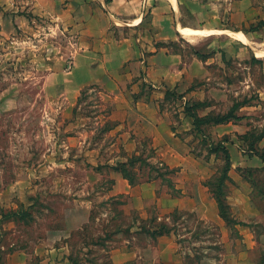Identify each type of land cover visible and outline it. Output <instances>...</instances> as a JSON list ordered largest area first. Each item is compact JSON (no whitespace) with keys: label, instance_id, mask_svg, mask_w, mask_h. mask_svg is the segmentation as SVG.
<instances>
[{"label":"rangeland","instance_id":"374dc122","mask_svg":"<svg viewBox=\"0 0 264 264\" xmlns=\"http://www.w3.org/2000/svg\"><path fill=\"white\" fill-rule=\"evenodd\" d=\"M103 27L96 26L94 36ZM262 30L254 45L264 49ZM73 33L39 18L13 32L0 28V264H264V56L233 37L156 41L191 65L190 83L168 88L160 101L174 122L185 114L195 129L187 106L201 116L241 117L234 123L242 133L225 134L208 122L201 126L204 134L181 135L190 137L196 156L213 162L205 179L212 184L230 165L219 147L217 156L208 151L228 140L233 166L218 191L220 196L227 188L233 201L237 185L250 189L247 205L254 210L250 222L240 224L248 227L246 241L241 230L230 233L225 219L223 228L205 221L191 210L193 203L167 211L169 203L163 209L149 201L141 185L150 174L164 173L172 194L177 170L167 173L170 168L150 159L149 147L125 159L111 117L114 95L96 83L82 84L83 73L72 71L82 43ZM89 43L103 46L100 40ZM132 90L128 86L120 96L157 94L146 83ZM122 162L139 179L134 194L114 191L112 171ZM161 224L171 231L153 235ZM160 237L163 254L160 246L155 250ZM173 253L176 262H170Z\"/></svg>","mask_w":264,"mask_h":264},{"label":"crops","instance_id":"0c3cea01","mask_svg":"<svg viewBox=\"0 0 264 264\" xmlns=\"http://www.w3.org/2000/svg\"><path fill=\"white\" fill-rule=\"evenodd\" d=\"M38 18L74 32L82 42L73 56L72 71L83 73L82 84L96 83L114 95L116 109L111 117L118 124L116 133L118 143L126 152L125 159L149 147L154 151L150 159L166 168H176L177 173L172 177L175 193L171 190L172 194L168 193L162 178L144 181L141 187L151 195L149 201L157 200L163 209L169 203L167 211L187 208L193 203L192 211L223 228L225 220L220 215L218 202L213 193L212 197L209 195L211 190L205 184L213 162L196 156L189 144L190 137L181 135L189 130L196 133L191 122L185 120L186 115H180L181 120L174 122L160 106L168 88H182L186 82L190 83L191 65L184 62L182 53L159 47L156 41L182 38L193 42L207 37H233L256 51L261 49L254 45V40L264 29V0H0L2 32L31 26ZM101 24L104 27L100 36H94L95 27ZM186 29L203 32L190 38L184 32ZM237 32L243 33L250 43L235 37L233 34ZM89 40H100L103 46L94 47ZM144 83L156 88V96L138 100L120 96L128 86L134 92ZM215 126L224 127L225 134L242 133L238 128L241 125L234 121ZM112 177L115 193L134 194L139 188L118 171H112ZM235 188L231 194H238L239 198L232 201V196L227 195V201L232 217L239 223L229 230L230 233L241 230L249 241L248 227L244 229L240 224L249 223L248 217L254 210L247 205L250 189L243 191L239 185ZM160 239L155 250L158 253L160 246L163 254L165 238ZM169 240V247L173 249V241ZM171 257L170 262L178 260L175 253Z\"/></svg>","mask_w":264,"mask_h":264},{"label":"trees","instance_id":"16d2710c","mask_svg":"<svg viewBox=\"0 0 264 264\" xmlns=\"http://www.w3.org/2000/svg\"><path fill=\"white\" fill-rule=\"evenodd\" d=\"M186 111H187V115L191 116L193 119L194 128H195L196 132L202 133V134L205 133L203 128L201 127L203 123L206 124V123L210 122V123L216 125V124H221V123H228V122L235 121V120L237 121L241 118L240 116H237V115H233V116H226V115L214 116V115H211V117H208L209 113L204 115V116H201L200 114H198L196 112H190L191 111L190 106L186 107ZM228 143H229L228 140H226L224 138L223 141L219 142V146L211 148L208 151V153L209 154L214 153L217 156L219 154V148H220V150L224 152V156L226 158L227 163H229V165H230L229 166V169H230L232 166V161H231L232 158H231L230 150H229L228 146H226ZM260 155H261L262 161H264V152L260 153ZM128 160H129V157H128ZM128 164H129L128 162L119 163V165L114 167V169L119 171L126 179H128L130 184L135 185V184L139 183V179L136 177L135 173H132L129 171V168H127ZM119 166H121V167H119ZM229 169H227V170H229ZM173 170L174 169H169L166 172L169 173V171H173ZM225 172L221 171V173L219 175L220 178H223L222 181H220L216 184H212L209 180H207L205 182V184H206V186L209 187V189L213 193V196L215 197V199L218 202L219 209H220V215L232 227L233 224L235 226L239 222H237L232 217L231 211H229L230 205L227 202V195H228L227 194V188L224 189L225 193H223L224 192L223 191L222 192L223 194L220 196H219V191H218L220 189V187L221 186L223 187V185H224L223 180L227 179V178L229 179L228 172L227 173H225ZM155 177H162L164 179L165 175H164V173H161L160 170H158V173L156 176L150 174L148 179L150 180V179L155 178ZM161 228H163V230H160ZM170 231H171V228L167 229L166 225L161 224L159 231L158 232L153 231L152 234L153 235H163V234L169 233Z\"/></svg>","mask_w":264,"mask_h":264},{"label":"bare ground","instance_id":"6f19581e","mask_svg":"<svg viewBox=\"0 0 264 264\" xmlns=\"http://www.w3.org/2000/svg\"><path fill=\"white\" fill-rule=\"evenodd\" d=\"M184 32L187 34L188 37L193 38L196 34H200L202 33L199 30H194V29H186L184 30ZM235 37L239 38L240 40H242L243 42H249L248 38L241 32H237L233 34ZM189 38V39H190ZM191 42V41H190ZM193 43V42H192ZM250 43V42H249ZM261 48V47H260ZM256 52L259 56H264V50L261 49H256Z\"/></svg>","mask_w":264,"mask_h":264}]
</instances>
